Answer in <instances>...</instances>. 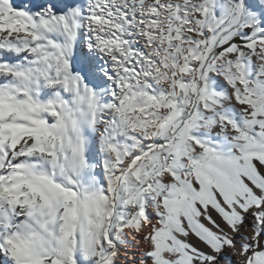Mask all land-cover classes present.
<instances>
[{
    "label": "snow or ice",
    "instance_id": "1",
    "mask_svg": "<svg viewBox=\"0 0 264 264\" xmlns=\"http://www.w3.org/2000/svg\"><path fill=\"white\" fill-rule=\"evenodd\" d=\"M0 264H264V0H0Z\"/></svg>",
    "mask_w": 264,
    "mask_h": 264
}]
</instances>
